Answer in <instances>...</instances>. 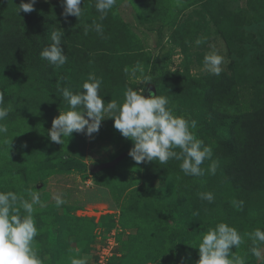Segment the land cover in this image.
Segmentation results:
<instances>
[{"label": "rangeland", "instance_id": "obj_1", "mask_svg": "<svg viewBox=\"0 0 264 264\" xmlns=\"http://www.w3.org/2000/svg\"><path fill=\"white\" fill-rule=\"evenodd\" d=\"M20 3L0 0V107L9 108L0 121L8 128L0 135V191L40 192L45 207L34 213L40 231L33 247L41 264H196L201 234L218 223L241 235L264 230V0H117L103 20L95 0H82L80 19L67 20L61 0H36L34 11L18 14ZM54 30L64 32L68 57L59 68L40 56ZM213 46L224 57L219 76L203 70ZM137 63L143 74H125ZM90 74L102 79L106 103H122L130 87L165 96L174 115L196 120L216 174L207 171L212 160L199 177L184 175L174 159L137 165L128 154L133 142L107 116L92 137L74 132L63 144L50 141L53 119L68 110L58 83L77 93ZM191 84L200 87L198 99ZM228 114L237 116L234 126ZM231 134L235 144L227 142ZM243 151L257 165L240 181ZM115 159L112 167L89 168ZM58 192L67 201L60 207ZM202 192L214 200H202ZM251 246L245 237L232 251L245 264H264Z\"/></svg>", "mask_w": 264, "mask_h": 264}, {"label": "clouds", "instance_id": "obj_2", "mask_svg": "<svg viewBox=\"0 0 264 264\" xmlns=\"http://www.w3.org/2000/svg\"><path fill=\"white\" fill-rule=\"evenodd\" d=\"M61 2L65 20L69 16L80 19L82 0ZM116 2L117 0H95V8L101 14V20L106 18ZM35 3L36 0H21L18 14L31 13L35 10ZM93 26L98 34H103L102 25L93 21ZM87 32L86 28L85 34ZM63 36L64 32L52 31V43L40 53L42 60L56 68L65 65L68 60L62 47ZM197 43L200 41L197 40ZM223 62L224 57L213 46V51L206 53L203 58V70L219 76L223 71ZM124 71L125 74L131 73L135 76L137 72L143 74L144 70L142 65L137 63L132 69L125 67ZM144 80L149 83L151 77L144 76ZM101 84L102 79L94 74L89 75L82 84V90L77 93L68 87L61 88L58 83L57 91L68 105V110L60 111L53 119L51 129L47 133L50 141L63 144V138L71 137L74 132L92 137L94 133L99 132L101 122L107 116L114 118V128L133 142L134 146L128 154L137 165L154 161L163 165L174 159L180 161L179 167L186 176L199 177L205 174L201 165L206 160H212L213 150L196 137V120L174 115L167 97L151 92L146 97L145 90L141 94L130 87L124 91L122 103L113 99L106 103L100 95ZM2 103L0 98V104ZM8 115L9 108L0 107V121ZM7 132V126L0 123V135ZM218 166V161L212 160L207 171L215 175ZM199 196L208 202L214 200V194L211 192H202ZM53 199L57 207L67 202L59 192L53 195ZM232 203L238 210L242 209V201L234 200ZM38 207H45L39 191L31 188L25 189L23 193L0 191V264H41L33 247L40 231L34 218ZM245 237L252 242L251 254L258 260L264 259V247H261L264 246V230L256 228L241 235L235 227L220 222L215 228L201 234L200 243L196 246L199 249V260L196 264H245L244 259L232 251L244 243ZM71 264H85V261L74 258Z\"/></svg>", "mask_w": 264, "mask_h": 264}, {"label": "trees", "instance_id": "obj_3", "mask_svg": "<svg viewBox=\"0 0 264 264\" xmlns=\"http://www.w3.org/2000/svg\"><path fill=\"white\" fill-rule=\"evenodd\" d=\"M51 27H48V29H43V31H45V30H49ZM42 31V32H43ZM21 43V42H20ZM192 85V84H191ZM199 86L198 85H192V86H190L189 87V92L191 93H193V95H195V99H198L199 98V96H200V93L198 94V90H199ZM173 90V96H174V98H179V97H176V94H177V92H176V90L175 89H172ZM197 93V94H196ZM201 95H202V93H201ZM191 110H192V112H194V106L193 105H191ZM203 108H206V105H204L203 106ZM204 110V109H203ZM193 114V113H192ZM227 117H228V119H229V121H230V124H232L233 126L236 124V122H237V116H233V115H230V114H228L227 115ZM220 135V133H218V134H216V135H213L214 137H218ZM223 139H225L224 137H223ZM227 142L228 143H230V144H235L236 143V137H235V135H230V137L228 138V140H227ZM241 154V157H240V159H239V161H238V167H239V169H238V167L236 166V169H235V171L238 173V175L237 176H239V180L241 181L242 179H244L245 177H247V176H251V175H254L253 174V172H254V165H257L256 164V162H255V160L254 161H250V162H248V160H249V157L247 156V154L245 153V151H243V152H241L240 153ZM243 166H245V167H247V170H244L243 169ZM70 167L71 168H79V169H82V168H85V166L84 165H82L81 163H78V162H73V163H71V165H70ZM255 180V179H254ZM177 207H178V209H180L181 211H183V207L181 206V204L179 203L178 205H177ZM180 211V212H181Z\"/></svg>", "mask_w": 264, "mask_h": 264}, {"label": "water", "instance_id": "obj_4", "mask_svg": "<svg viewBox=\"0 0 264 264\" xmlns=\"http://www.w3.org/2000/svg\"><path fill=\"white\" fill-rule=\"evenodd\" d=\"M118 160L119 159H115L114 161L103 162L97 165H90L89 168L93 171H97L105 167H112L117 163Z\"/></svg>", "mask_w": 264, "mask_h": 264}]
</instances>
